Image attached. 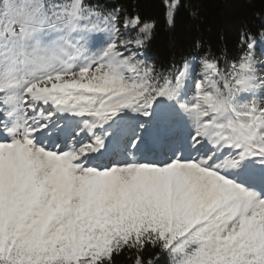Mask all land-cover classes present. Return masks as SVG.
Wrapping results in <instances>:
<instances>
[{
    "label": "snow or ice",
    "instance_id": "6c2138e0",
    "mask_svg": "<svg viewBox=\"0 0 264 264\" xmlns=\"http://www.w3.org/2000/svg\"><path fill=\"white\" fill-rule=\"evenodd\" d=\"M156 28L0 0V264H264V21L223 66L200 40L157 60Z\"/></svg>",
    "mask_w": 264,
    "mask_h": 264
},
{
    "label": "trees",
    "instance_id": "16d2710c",
    "mask_svg": "<svg viewBox=\"0 0 264 264\" xmlns=\"http://www.w3.org/2000/svg\"><path fill=\"white\" fill-rule=\"evenodd\" d=\"M117 0H107L114 3ZM121 3H138L141 13L157 21L155 39L151 51L157 60L167 63L174 53L189 49L200 40L204 50L209 48L225 59L237 53V35L243 25L259 29L264 21V0H182V7L176 18V26L166 28L162 0H118ZM195 13V17L193 16ZM115 264H131L128 254L114 258Z\"/></svg>",
    "mask_w": 264,
    "mask_h": 264
}]
</instances>
